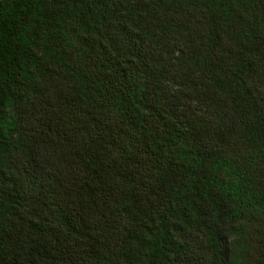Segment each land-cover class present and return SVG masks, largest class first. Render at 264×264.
I'll use <instances>...</instances> for the list:
<instances>
[{"label":"trees","instance_id":"1","mask_svg":"<svg viewBox=\"0 0 264 264\" xmlns=\"http://www.w3.org/2000/svg\"><path fill=\"white\" fill-rule=\"evenodd\" d=\"M0 264H264V0H0Z\"/></svg>","mask_w":264,"mask_h":264}]
</instances>
